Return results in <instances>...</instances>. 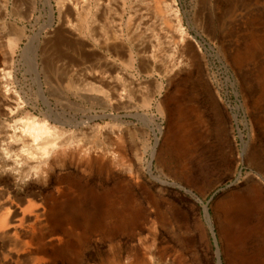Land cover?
<instances>
[{
    "label": "rangeland",
    "instance_id": "rangeland-1",
    "mask_svg": "<svg viewBox=\"0 0 264 264\" xmlns=\"http://www.w3.org/2000/svg\"><path fill=\"white\" fill-rule=\"evenodd\" d=\"M60 1L0 0V101L16 94L20 106L11 114L0 103V137L6 123L26 117L62 122L70 143L112 155L113 172L70 161L49 183L26 178L33 183L26 190L0 171V216L47 198L65 240L46 264H231L234 248L257 249L264 240V0H226V10L216 0L205 10L202 0H177L189 35L177 48L168 38L175 17L157 14L152 0H113L101 20L96 0H82L90 12L68 18L65 28ZM58 31L66 43L58 45ZM106 32L114 51L103 48ZM68 42L83 46L82 55ZM91 52L98 57L84 55ZM200 110L216 130L213 152L192 148ZM253 182L262 196L247 191ZM10 248L0 241V264H9Z\"/></svg>",
    "mask_w": 264,
    "mask_h": 264
},
{
    "label": "bare ground",
    "instance_id": "bare-ground-1",
    "mask_svg": "<svg viewBox=\"0 0 264 264\" xmlns=\"http://www.w3.org/2000/svg\"><path fill=\"white\" fill-rule=\"evenodd\" d=\"M112 1L113 0H96L97 14H95V18L98 17L99 20H101V18L103 19V17H105L108 14L107 10L110 11ZM152 1L154 2L153 7L155 6L157 14L161 15V12L163 10L164 11L166 10V12L172 13V15L175 17V20L173 22H175L174 24L176 29L173 33L168 32L169 35L168 38L170 42L173 43V45H176V48L177 45H179L180 43L187 42L189 39L188 38L189 35L187 34L182 24L183 20L179 15L180 5L178 1L177 0H152ZM216 6L218 8H222L226 10V0H216ZM199 7L205 10L207 8L213 7V5L208 0H202L200 2ZM90 8L91 6L89 2H85L83 4L82 0H64L63 2H61L59 6V15H60V20H63L62 28L63 27L65 28V24H67L68 18L70 20L71 18L73 19L76 16H78V18L79 16L82 17L83 14H88L90 12L91 10ZM143 9H141V11ZM51 14L53 13L51 12ZM57 33L60 34L57 37L58 38L57 43L58 45H61L65 42L61 37L63 35L62 31H58ZM117 37H113L114 41L120 38ZM109 39L111 40V36H109L106 32L104 34L105 41L102 40L101 42L103 48L111 52L116 50L117 47L112 42L108 43L107 40ZM16 42L13 41L11 43L12 45L16 46ZM71 42H68L67 45H69V47L71 46L72 48L74 47V49L77 51V54L79 55L81 51H83L82 43H81L82 47H78L77 50V46L72 45ZM11 52L13 51L11 50ZM84 55L88 59L94 56L98 57V54L95 52L88 53L87 55L86 53H84ZM234 58L235 61L237 62L241 61V57L238 55L235 56ZM4 93L3 96L6 95V93H10V90L6 89V92ZM15 96L8 98L4 96V101L3 100L0 101V103L3 102L2 105H4L2 107L4 109L1 110H5L8 113L10 112L11 114L17 111L20 112V106L15 104L14 102L16 100ZM21 103L22 102H20V104ZM4 128L5 131L2 133V136L0 137V171L3 172L2 174H6L10 179L14 180L15 182L21 183L22 184L21 187L26 188V190L29 189L31 185H33V183L26 181V178L28 177L32 179L34 178V180L37 179L38 181H43V182L47 181V183H49V181L52 179L53 172L58 167H64L70 161L76 162L80 166H87V168L89 169H95L99 171V173L100 172L104 173L105 171L107 172L108 175L107 174L106 175L108 177L113 172L114 159L111 157L112 155L110 156L108 154L106 155L102 154L99 156H95L91 152H89V150L85 149L84 146L81 147V145L79 146L78 144L74 145L73 143L75 142L70 143L69 140H66L64 138V133L66 132L65 131L66 128L64 127L62 122L56 123L53 121H49L47 119H43V120L37 119V117L35 118L32 116V117L23 118L22 120L16 121L15 123H6L4 125ZM71 138L73 140V137ZM252 164L257 167H260V163L257 160H254ZM31 170L34 171L33 173L34 175L31 174L33 175V177H30V173L32 172ZM57 189L58 192H60L61 187H58ZM107 190L109 192L112 191L111 189H109L108 186H107ZM247 191L252 194L255 193L256 197L262 196V189L255 182H253V184L247 187ZM31 192H32L31 195L34 196L35 194L38 195L36 192L33 191ZM38 196L40 197L38 202L26 200L27 203L29 201V204L26 203L27 207L23 209H20L14 205H10L8 207V210L4 211L5 213L3 212V215L1 214L0 216V241L7 242L8 245L12 248V252L6 257V258L9 257L8 258L9 264H46L49 261V255H51L52 250H54L55 243L57 241L61 242L65 240L63 236L61 237L60 235H57L59 233L55 228H53L52 219L50 217L51 203L47 200V198H42L40 195ZM20 202H23V200ZM1 203L4 204L3 201ZM255 205L259 206L258 203ZM260 206H262V204H260ZM259 208L261 209V207ZM260 244L261 245L258 246L257 249H255L253 252H250L249 255H245V254L243 255L240 251L234 248L233 249L234 256L230 260L231 264H264V240H262ZM4 245L6 244L4 243Z\"/></svg>",
    "mask_w": 264,
    "mask_h": 264
},
{
    "label": "crops",
    "instance_id": "crops-1",
    "mask_svg": "<svg viewBox=\"0 0 264 264\" xmlns=\"http://www.w3.org/2000/svg\"><path fill=\"white\" fill-rule=\"evenodd\" d=\"M100 63H104L106 64L107 62L104 59H101L99 61ZM201 114H198V124H199V128H198V138L196 139L197 144L192 146L195 147L198 151L202 150V151H206V152H213L215 151L216 148V138H215V127H213V124L211 122V120L206 117V115H204V111L200 110ZM203 156L200 155V158H202ZM213 158V156H212ZM209 162L206 161V164H208Z\"/></svg>",
    "mask_w": 264,
    "mask_h": 264
},
{
    "label": "water",
    "instance_id": "water-1",
    "mask_svg": "<svg viewBox=\"0 0 264 264\" xmlns=\"http://www.w3.org/2000/svg\"><path fill=\"white\" fill-rule=\"evenodd\" d=\"M205 209H206V212H207V215H208V208H207V206L205 207Z\"/></svg>",
    "mask_w": 264,
    "mask_h": 264
}]
</instances>
